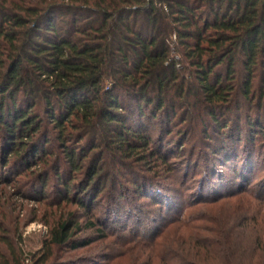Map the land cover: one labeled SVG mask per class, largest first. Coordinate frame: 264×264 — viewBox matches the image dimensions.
<instances>
[{"label": "trees", "instance_id": "trees-1", "mask_svg": "<svg viewBox=\"0 0 264 264\" xmlns=\"http://www.w3.org/2000/svg\"><path fill=\"white\" fill-rule=\"evenodd\" d=\"M257 73L264 86V0H0L1 171H26L36 158L53 155L44 149L49 139L41 109L57 131L69 170L81 172L79 164L88 160L77 189L88 197L79 207L89 209L96 195L88 188L102 158H89L98 149V127H113L111 135H102L104 144L116 145L124 159L143 162L155 156L150 137L138 131L145 127L144 110L152 119L161 114L168 125L178 109L199 108L224 131L228 123L219 124L217 117L228 112L236 93L248 95ZM82 141L75 159L66 144ZM225 142L224 157L231 143ZM60 162L56 157L49 167L56 176ZM144 181L135 183V192L150 198ZM68 184L61 182L59 190L67 201ZM2 192L0 246L7 253L0 250V264H45L52 247L75 250L93 242L76 239L81 226L69 215L53 223L37 258L25 253L22 235H7L6 221L13 220L3 210L9 200ZM199 192L195 205L204 213L169 217L176 230L159 241L160 231L150 238L147 264H264V193L255 199L250 192L229 193L224 198L238 197L231 205ZM157 202L171 207L163 198Z\"/></svg>", "mask_w": 264, "mask_h": 264}, {"label": "rangeland", "instance_id": "rangeland-1", "mask_svg": "<svg viewBox=\"0 0 264 264\" xmlns=\"http://www.w3.org/2000/svg\"><path fill=\"white\" fill-rule=\"evenodd\" d=\"M259 74L254 78L248 95L236 93L228 112L217 117L219 124L228 123L224 131H219L215 122L199 108L188 107L192 102L187 103V110L184 109L186 106L178 109L180 115L170 120L168 125L161 114L152 119L150 109L144 110L146 115L142 121L145 127L138 131L150 137L149 151H153L155 156L143 162L136 157L124 159L116 152V145L104 144L102 135L108 132L111 135L113 127H98L97 155H94L96 151L92 152L89 158L100 154L102 158L98 163L97 176L88 188H94L93 195H96L89 209L79 207V201H88V197L77 189L84 181L88 160L79 164L84 165L81 172L69 170L63 150L56 141L57 131L52 125H47L46 116L40 109L49 139L44 149L53 155L46 158L48 162L37 161L36 158L35 166L26 171L6 168L4 171L9 172L5 175L0 168V180L2 178L3 181L0 182L1 195L9 200L3 210L13 220L10 224L6 221V228L10 229L7 235L14 231L20 233L21 249L25 253H36L37 258L53 223L70 219L69 215H72L81 226L76 230V239L90 238L93 242L75 250L52 247V254L45 264H147L150 238L160 231L155 238L159 241L165 234L170 235L176 230L177 225L170 224L169 217L187 219L204 213V209L198 207L200 204L195 205L199 191L204 199L223 198L219 204H237L238 197L224 198L229 193L247 196L250 192L255 199L258 193H264V86ZM234 82L238 83L237 78ZM122 100L128 98L124 96ZM251 121L260 125H252ZM235 125L237 128L231 129ZM237 133L242 139L235 147ZM226 137H233V142ZM221 139L232 143L226 144L230 145L225 147L226 157L220 148ZM66 145L75 149L77 159L85 142ZM56 157L61 161L58 176L49 169ZM16 172L23 173L17 175ZM147 175L154 177V183H147L143 178ZM63 181L70 183L68 201L59 195ZM141 181L151 194L150 198H141L142 192H135V185ZM250 197L249 200L254 201ZM162 198L171 207L158 204V199ZM88 221L95 223L93 228L86 226ZM98 227L101 233L97 232ZM0 250L7 253L3 245ZM113 257L115 259L111 260Z\"/></svg>", "mask_w": 264, "mask_h": 264}]
</instances>
